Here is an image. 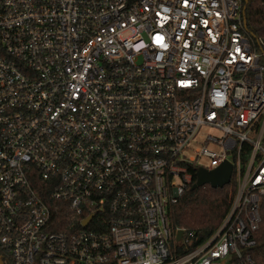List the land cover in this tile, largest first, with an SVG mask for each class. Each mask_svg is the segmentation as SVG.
Masks as SVG:
<instances>
[{"label": "built area", "instance_id": "2783aa9c", "mask_svg": "<svg viewBox=\"0 0 264 264\" xmlns=\"http://www.w3.org/2000/svg\"><path fill=\"white\" fill-rule=\"evenodd\" d=\"M243 1L0 0L2 264H257L264 43ZM204 126L222 137L193 148ZM226 162L229 212L193 245L169 209Z\"/></svg>", "mask_w": 264, "mask_h": 264}, {"label": "trees", "instance_id": "16d2710c", "mask_svg": "<svg viewBox=\"0 0 264 264\" xmlns=\"http://www.w3.org/2000/svg\"><path fill=\"white\" fill-rule=\"evenodd\" d=\"M246 1L247 3L245 0L243 2L246 6L247 32L254 39L264 43V0ZM191 187L185 191L177 203L171 205L169 220L174 228L184 229L187 234L192 233L193 245H197L212 236L226 217L236 193V181L233 178L230 184L218 189L205 185L191 191ZM50 203L54 206L56 202ZM64 213L61 210L62 216L54 215V220L59 223L56 228L58 230H63ZM261 214L263 220L256 234L258 246L251 252L257 264H264V201ZM0 256H2L1 251ZM3 262L9 264L4 258Z\"/></svg>", "mask_w": 264, "mask_h": 264}, {"label": "water", "instance_id": "95a60500", "mask_svg": "<svg viewBox=\"0 0 264 264\" xmlns=\"http://www.w3.org/2000/svg\"><path fill=\"white\" fill-rule=\"evenodd\" d=\"M245 3H247L246 0ZM244 12H246V6L244 7ZM232 173H233V167L228 162L224 163L223 165H221L220 167H218L213 171L199 169L197 172V181L191 187V191L199 189L200 187H203L205 185H209L213 189L222 188L231 183ZM182 234L183 233L181 231L178 233V240L181 238ZM0 264H2L1 259H0Z\"/></svg>", "mask_w": 264, "mask_h": 264}, {"label": "rangeland", "instance_id": "374dc122", "mask_svg": "<svg viewBox=\"0 0 264 264\" xmlns=\"http://www.w3.org/2000/svg\"><path fill=\"white\" fill-rule=\"evenodd\" d=\"M214 137V138H220L222 137V133L213 128V127H210V126H204L201 128L200 132H199V135L195 141V143L192 145L193 148H197V147H202L203 143L206 141L207 137ZM207 147L211 150H214V151H220L219 147L216 146L215 144H207ZM200 163L203 165V166H209L210 162L208 159H201L200 160Z\"/></svg>", "mask_w": 264, "mask_h": 264}]
</instances>
